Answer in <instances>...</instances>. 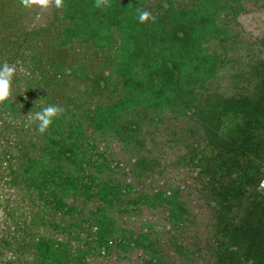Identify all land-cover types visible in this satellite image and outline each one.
<instances>
[{
    "label": "trees",
    "instance_id": "16d2710c",
    "mask_svg": "<svg viewBox=\"0 0 264 264\" xmlns=\"http://www.w3.org/2000/svg\"><path fill=\"white\" fill-rule=\"evenodd\" d=\"M247 1L64 0L26 29L18 0H0V66L17 67L0 105V180L23 202L5 213L0 264H90L112 251H139L143 264H264V35L243 43L231 28ZM51 104L64 111L44 134L20 115ZM165 123L192 183L148 192L115 176L120 162L98 141L138 153L144 129ZM146 152L131 163L136 180L160 172ZM191 194L208 213L202 236L185 233ZM143 207L163 214L165 240L123 225Z\"/></svg>",
    "mask_w": 264,
    "mask_h": 264
},
{
    "label": "rangeland",
    "instance_id": "374dc122",
    "mask_svg": "<svg viewBox=\"0 0 264 264\" xmlns=\"http://www.w3.org/2000/svg\"><path fill=\"white\" fill-rule=\"evenodd\" d=\"M258 4L259 3L254 0L245 2L244 6L246 10L237 15L234 24L231 26L232 29L237 31L243 43H250L256 38H260L264 35V7H260ZM51 9L52 8L42 11L40 9L28 10L22 8L19 10V13L23 27L31 29L48 22L51 18ZM38 16L39 19H37ZM252 52L256 51L253 50ZM239 53L243 55L245 53L244 49L240 48ZM23 69L22 66L19 67L21 72ZM222 73V80L219 84L224 88L229 83L228 74L230 73V69H225ZM78 88H81V86H78ZM29 113L30 112L26 114L21 113L20 115L27 116ZM31 114L34 115L35 113ZM17 119H20V117ZM164 125H169V123L159 125L155 130L153 128H145L143 131L144 148L139 150L138 153L146 154V151H149L152 156L156 157L160 164L157 166L160 172L140 180H136V178L129 173L131 163L138 154L137 150L123 149L120 143L115 140L98 141V149L102 150L106 147V155L108 159L111 160V163H115V161L120 162L118 167L120 168L119 172H122V174L117 172L115 176L121 178L125 182H131L135 189L148 192L162 184H176L181 183L182 180H186L188 184L192 183V180L188 176V171L174 164V159L178 154L182 153V149L178 144L172 145L167 141L168 136L163 130ZM1 181L2 180H0V199H2V203L0 204V230L3 229L2 227H4L5 223L9 224V219L6 218L5 214L6 211L10 212L13 207L21 208L23 206L21 195L13 191V189L4 186ZM187 197V206L192 214L194 225L190 226L185 233H196L202 236L206 232L205 222L208 213L196 194H191ZM121 221H124V226L132 228L133 230L148 224L152 230H157L159 236L164 240L167 237L165 233L167 227L164 225L163 214L158 210H150L143 207L138 213L121 218ZM163 249L170 250L167 244L163 246ZM5 254L7 255L8 253L6 252ZM126 255L127 256L124 257L122 252L112 251L105 257L96 256L90 259V264H143L140 259L141 254L139 251H133Z\"/></svg>",
    "mask_w": 264,
    "mask_h": 264
},
{
    "label": "clouds",
    "instance_id": "9594fccd",
    "mask_svg": "<svg viewBox=\"0 0 264 264\" xmlns=\"http://www.w3.org/2000/svg\"><path fill=\"white\" fill-rule=\"evenodd\" d=\"M19 4L28 10L40 9L46 11L50 8L55 7L56 9L64 8V0H18ZM110 0H95L94 7H110ZM137 18L140 23L148 21L155 22V16L151 12L141 10L137 8ZM39 19V16L37 17ZM17 67L15 64H9L7 62L0 66V105H3L6 101H10L12 97V82L16 75ZM64 109L59 105L51 104L34 115L31 112L27 115L32 122H38V131L41 134L46 133L51 127L53 120L62 112Z\"/></svg>",
    "mask_w": 264,
    "mask_h": 264
},
{
    "label": "built area",
    "instance_id": "2783aa9c",
    "mask_svg": "<svg viewBox=\"0 0 264 264\" xmlns=\"http://www.w3.org/2000/svg\"><path fill=\"white\" fill-rule=\"evenodd\" d=\"M260 187L264 190V177H263V179L260 182Z\"/></svg>",
    "mask_w": 264,
    "mask_h": 264
}]
</instances>
